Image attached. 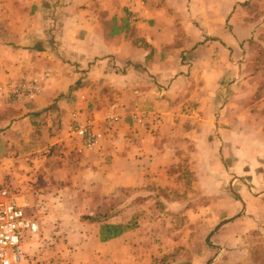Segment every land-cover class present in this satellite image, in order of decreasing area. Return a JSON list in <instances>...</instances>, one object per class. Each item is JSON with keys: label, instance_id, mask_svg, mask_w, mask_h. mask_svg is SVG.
Instances as JSON below:
<instances>
[{"label": "crops", "instance_id": "crops-1", "mask_svg": "<svg viewBox=\"0 0 264 264\" xmlns=\"http://www.w3.org/2000/svg\"><path fill=\"white\" fill-rule=\"evenodd\" d=\"M45 12L49 17L35 28L39 30L35 36L23 34L0 42V85L23 74L37 77L42 85L29 100L8 103L0 94V138L8 140V155L22 160L25 182L20 191H11L29 213L37 199L33 192L42 193L41 209L32 213L39 234L65 237L72 252L69 264H98L102 259L114 264L115 242L123 244L133 231L149 234L138 227L142 216L137 207L150 197L160 199L159 190L172 191L163 179H172L178 162L187 164L185 155L193 153L195 138L207 149L206 142L213 140L211 156L216 159L211 161H217L218 179L242 170L240 149H232L235 160L230 167L224 161L225 143L216 142L214 147L226 130L260 137L263 142L254 147L264 156V118L246 124L242 116L251 111L234 103L237 96L239 101L256 99L258 105L256 95L264 92V0H56ZM182 77L186 87L179 88L181 94L202 93L201 116L176 113L173 84ZM230 88L237 94L232 105L224 101ZM113 104L120 118L109 126L106 117ZM227 106H235L233 115ZM216 110L220 113L215 117ZM73 112L103 130L93 149L85 148L71 132ZM201 160L197 173H205L211 163L208 153ZM253 167L256 164L249 163L250 172ZM252 178L244 183L248 196L240 195L233 203L238 204L233 218L216 226L218 235L225 234L222 249L230 248L227 241L235 247V256L218 264H256L264 251V212L244 211L264 200L252 193L264 186V178ZM241 179L234 176L233 185ZM92 189L104 198V207H93ZM73 202L87 206L82 212L87 220L80 213L57 211ZM134 205L136 210L131 211ZM97 217L121 224L134 219L136 227L101 241ZM26 242L29 251L38 252L37 238Z\"/></svg>", "mask_w": 264, "mask_h": 264}, {"label": "rangeland", "instance_id": "rangeland-1", "mask_svg": "<svg viewBox=\"0 0 264 264\" xmlns=\"http://www.w3.org/2000/svg\"><path fill=\"white\" fill-rule=\"evenodd\" d=\"M55 4L56 0H52V2L50 0H0V42H5L8 38H12L13 36L18 37L23 34L28 35L34 33L35 36V33H39V30L35 28H40L49 17V15L45 14V9H51ZM19 46L23 45L20 44ZM184 78L182 77L178 82L176 81L173 84V87H176L174 88L176 94L174 97L178 105L176 113L182 116L190 114L201 116V110L198 107H200L202 93H190L188 90L187 92L184 90L183 94H181L179 88L186 87L184 85ZM229 80L230 77H226L225 85L229 84ZM234 89L230 88L224 92V101L226 104L232 105V101L235 95H237ZM0 94L7 99L5 102L8 103L26 100H12L10 97L4 95L1 88ZM251 95L253 94L251 93ZM256 96L259 98L257 99L258 105L256 104V99L248 100V97H242L239 101L237 96L234 99L236 106L240 105V108H248L251 111V113L249 112L250 114L248 113L244 117L242 116L244 119L242 122L247 121L246 124L255 118H264V106L261 108L258 107L264 104V99H261L264 96V92H259ZM227 110H229L230 115H233L235 106ZM255 110L257 113L253 114ZM219 111L216 110L214 113L215 117ZM2 135L7 136L5 133ZM218 138L220 141L215 139L214 147L216 148V142L219 145L220 143H225L224 156L226 158H224V161L227 165L232 164L235 160L232 149H240L242 153V170H231L229 175L225 173V178L220 176L218 179L219 173L216 172L215 165L217 161H214L216 158L211 156V142L213 140L210 139L206 142L207 149L205 143L201 147V142L195 138V144L192 149L193 153L191 155H185L187 164H185V160L178 162L177 171H174L171 175L172 179H163L166 185L171 186L172 191L167 192L169 191L168 189L164 191L159 190L161 192L158 194L160 199L150 197L142 200L137 207L139 215L142 216L141 219H137L138 227L145 228L149 234H146L144 230L133 231L124 237L125 242L123 241V244H121V240L115 242L113 245L114 264H218L219 260H225V258L228 260L229 257H232L235 252V247L231 246V242L227 241V247L230 248L222 249L220 241H222V237L225 234L218 235V228L216 226L223 221L229 222V219L233 218L232 215L238 211V204L233 203L238 200L240 195L248 196L249 190L245 184L253 179V175H256L259 179L264 178V156L262 154L260 155L259 148L254 147L255 142L261 143L263 141L258 136L256 138L250 133H245V130L242 133L238 132L236 134H232L226 130L224 137L220 138L218 136ZM6 141L7 143H5ZM17 144L18 146H23L24 143L20 144L17 142ZM8 152V140L0 138V191L2 189H17L20 191V183L25 182L22 179L24 175L22 172L23 167L21 166L22 160L9 156L7 154ZM206 153L209 154V162H211L208 164L209 169L205 173H197L199 170L195 171V169H200L202 166L201 157ZM218 156L221 162L222 156ZM211 159H214V162ZM249 163L256 164V167H253V171L251 172L249 170ZM236 175H240L242 179L241 181L236 180L233 185L234 176ZM166 176L169 177V174L166 173ZM67 177L72 181L73 178L71 175H67ZM229 179L230 184L228 185ZM219 185H224V187ZM62 189L60 188V190ZM93 190L91 195L93 196V207L100 209L104 207V198H100L99 194L94 193L95 190ZM36 192H33L35 195L34 199L37 198L34 201L35 203L33 202L32 204L34 214H37V210L41 209L44 199V197H39L40 194L42 196L41 192ZM252 193H259L264 199V186L260 185L257 188L255 187L252 189ZM99 198L102 201L101 204H99ZM169 200H171V203H169ZM70 204L72 205L66 206L68 209L65 210V207L61 205L60 210L57 211H64V213L71 215L80 213L81 218L86 215L84 211L87 206L81 205L80 202ZM247 206L244 210L246 212L252 210L256 212L259 209L261 212H264V200L260 203H253ZM130 210H136V205L132 206ZM32 213L30 214L35 218ZM83 219L87 220L85 217ZM94 227L91 226L90 229L95 231L97 226ZM169 230L172 232H169ZM232 232L229 229L228 234L230 233L232 235ZM39 233L38 225V231L25 238V242L27 241L30 244L32 241H36L37 238L39 246L37 248L38 252H31L24 245L25 259L23 264H69L68 260L72 252L66 247V238L52 233L49 236H42ZM75 241H78V238ZM259 253L255 263L263 264L264 251ZM80 255L81 258L85 257L84 253ZM97 263L104 264L103 259L101 263L97 260Z\"/></svg>", "mask_w": 264, "mask_h": 264}, {"label": "built area", "instance_id": "built-area-1", "mask_svg": "<svg viewBox=\"0 0 264 264\" xmlns=\"http://www.w3.org/2000/svg\"><path fill=\"white\" fill-rule=\"evenodd\" d=\"M4 95L12 100L33 99L42 90L39 79L35 76L22 75L12 79L1 87ZM113 112L106 117L109 126L114 125L120 118L113 104ZM71 132L79 137L87 149H93L103 138L104 132L95 126L90 118L80 120L79 113L73 112ZM144 117V114L140 117ZM38 231V224L19 201L17 193L8 189L0 191V264H23L25 259V238Z\"/></svg>", "mask_w": 264, "mask_h": 264}, {"label": "trees", "instance_id": "trees-1", "mask_svg": "<svg viewBox=\"0 0 264 264\" xmlns=\"http://www.w3.org/2000/svg\"><path fill=\"white\" fill-rule=\"evenodd\" d=\"M99 221L98 237L101 241H106L115 238L122 234L124 231L136 227V221L133 219L128 223H109L103 221L101 217H97Z\"/></svg>", "mask_w": 264, "mask_h": 264}]
</instances>
